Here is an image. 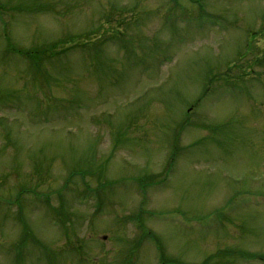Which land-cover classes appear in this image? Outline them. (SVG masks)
<instances>
[{
    "label": "rangeland",
    "instance_id": "374dc122",
    "mask_svg": "<svg viewBox=\"0 0 264 264\" xmlns=\"http://www.w3.org/2000/svg\"><path fill=\"white\" fill-rule=\"evenodd\" d=\"M168 259L264 264V0H0V264Z\"/></svg>",
    "mask_w": 264,
    "mask_h": 264
},
{
    "label": "trees",
    "instance_id": "16d2710c",
    "mask_svg": "<svg viewBox=\"0 0 264 264\" xmlns=\"http://www.w3.org/2000/svg\"><path fill=\"white\" fill-rule=\"evenodd\" d=\"M114 40L118 41L120 39L115 38ZM57 46H59V44L57 45V43H51L48 45L42 44L41 46L32 47L30 50H27L25 55L28 56V59L31 61L32 64L40 66L43 63V61L46 60L50 62L51 59H54L62 54V53L60 54L57 53L56 56L55 52L58 51ZM44 57L45 59H43ZM95 191L97 192V188H95ZM167 261L169 262L170 260L168 259Z\"/></svg>",
    "mask_w": 264,
    "mask_h": 264
}]
</instances>
